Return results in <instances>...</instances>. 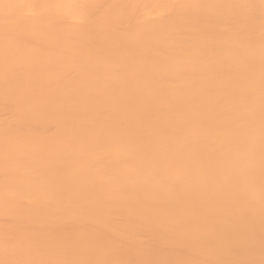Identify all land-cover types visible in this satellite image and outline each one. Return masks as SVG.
Returning a JSON list of instances; mask_svg holds the SVG:
<instances>
[{
    "label": "bare ground",
    "instance_id": "6f19581e",
    "mask_svg": "<svg viewBox=\"0 0 264 264\" xmlns=\"http://www.w3.org/2000/svg\"><path fill=\"white\" fill-rule=\"evenodd\" d=\"M0 264H264V0H0Z\"/></svg>",
    "mask_w": 264,
    "mask_h": 264
}]
</instances>
